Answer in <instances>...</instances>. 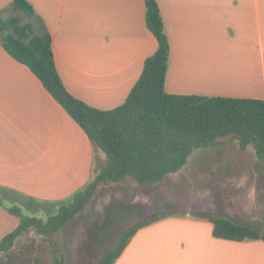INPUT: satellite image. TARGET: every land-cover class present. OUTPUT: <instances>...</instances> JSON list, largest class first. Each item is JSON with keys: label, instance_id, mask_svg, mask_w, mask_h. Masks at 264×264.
<instances>
[{"label": "crops", "instance_id": "1", "mask_svg": "<svg viewBox=\"0 0 264 264\" xmlns=\"http://www.w3.org/2000/svg\"><path fill=\"white\" fill-rule=\"evenodd\" d=\"M11 1L0 0L1 18ZM27 1L35 14L27 15L31 20L26 22L37 32L46 25L56 69L69 93L99 109L120 105L145 58L157 48L145 24V0ZM155 1L170 45L167 92L264 100V0ZM102 153L31 69L0 42V188L5 189L0 239L18 223L7 207L18 205L27 210L24 214L47 217L104 164ZM245 171L264 185V170ZM211 173L200 170L192 176H199L205 190H224V174L211 179ZM145 189L133 178L101 186L55 234L64 264L98 263L144 220L149 222L132 234L112 264H264L262 239L214 236L210 217L231 219L216 206L201 204V214L153 217L142 196ZM254 191L249 208L262 218L263 197ZM98 239L105 241L99 251Z\"/></svg>", "mask_w": 264, "mask_h": 264}, {"label": "trees", "instance_id": "2", "mask_svg": "<svg viewBox=\"0 0 264 264\" xmlns=\"http://www.w3.org/2000/svg\"><path fill=\"white\" fill-rule=\"evenodd\" d=\"M8 9L29 16L35 14L27 0H12ZM145 24L157 40L156 50L145 58L125 100L114 108L99 109L74 97L64 86L45 24L37 32L31 23L22 22L18 14L0 17L3 47L31 69L105 156L104 164L91 179L45 219L24 214L18 205L7 207L18 223L0 239V264H23L15 247L18 239L30 231L47 238L53 264H64V253L55 234L85 208L103 185L127 178L140 185L154 184L178 171L193 150L232 142L240 149L251 146L256 157L264 159V100L167 92L170 45L155 0H145ZM4 190L0 188V202ZM210 219L215 237L264 241V232L251 226L226 217ZM148 222L130 227L106 264H112L132 234Z\"/></svg>", "mask_w": 264, "mask_h": 264}, {"label": "rangeland", "instance_id": "3", "mask_svg": "<svg viewBox=\"0 0 264 264\" xmlns=\"http://www.w3.org/2000/svg\"><path fill=\"white\" fill-rule=\"evenodd\" d=\"M13 13L20 15L22 22L31 20L27 15L12 10L5 11L1 15L7 18ZM97 170L98 166L94 168V174ZM188 170L192 171V175L193 172L200 170H211L212 173L208 175L211 179H218L219 176L221 178L224 174V190L221 188L205 190L203 182L196 179L199 176L188 174ZM245 170L255 173L258 170H264V159L257 158L251 146L240 149L236 142H232L198 148L193 150L186 163L176 173L167 175L157 183L146 185L142 196L145 205L152 209L153 217L168 213L201 214L198 211L199 206L208 203V206H216L215 209L227 213L235 221L244 224L251 223L254 225L253 228L264 230L263 217H259L257 210L249 208V202L255 196V189L256 193L264 198V185L261 186L260 183H256L254 178ZM255 176L257 177V175ZM211 192L214 194L206 200L203 199L205 193L210 195ZM263 198L259 199L260 205L264 204ZM117 207L122 209L123 206L119 203ZM22 210L24 213L27 211L23 208ZM41 215L44 219L46 218L43 214ZM58 236L64 245L62 230ZM59 245L62 244L59 242ZM104 246L105 241L98 239L96 250L99 251ZM15 251L23 264H53L47 238L33 231L18 239ZM109 258L110 254L105 255L96 264H106Z\"/></svg>", "mask_w": 264, "mask_h": 264}]
</instances>
